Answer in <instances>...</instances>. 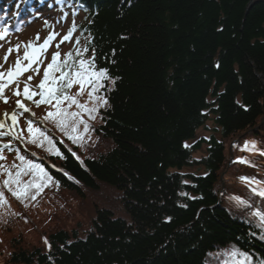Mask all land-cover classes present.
I'll return each instance as SVG.
<instances>
[{"label": "trees", "instance_id": "1", "mask_svg": "<svg viewBox=\"0 0 264 264\" xmlns=\"http://www.w3.org/2000/svg\"><path fill=\"white\" fill-rule=\"evenodd\" d=\"M51 1L82 17L83 58L108 69L95 133L112 147L83 158L41 129L58 152L42 137L40 152L20 139L8 153L17 170L24 155L52 177L31 190L34 201L54 189L84 198L83 189L105 186L127 218L97 207L88 230L79 224L48 234L42 247L15 245L10 263L208 264L233 248L250 264H264L256 215L264 214V1ZM210 121L215 134L198 139ZM246 143L256 147L243 150ZM4 168L0 192L12 202L17 198L3 184L11 170Z\"/></svg>", "mask_w": 264, "mask_h": 264}, {"label": "rangeland", "instance_id": "2", "mask_svg": "<svg viewBox=\"0 0 264 264\" xmlns=\"http://www.w3.org/2000/svg\"><path fill=\"white\" fill-rule=\"evenodd\" d=\"M17 3V0H0V32L4 28L9 30L5 38L0 39V71L7 72L13 69L17 59L22 60L29 45H43L53 33L56 34V39L44 52L41 58L42 62L33 65V68L39 67V73L32 70L24 72L16 83L5 89L4 96L0 97V117H3L5 113L14 111L18 113L15 127L12 126L10 119V123H5V128L0 129L4 133L0 136V156L4 157L0 159V165L3 168L6 166L13 172L17 171L18 161L15 159V154L8 153L9 150L2 153L5 142H14L17 136H19L18 144H21V139L31 151L40 152L41 144L45 140L38 136V142L32 143L33 136L29 132V121H31L33 129H46L52 135H59L68 148H75L76 152L81 154L83 158L90 157L92 151L110 149L111 143L103 140L95 133L96 113L99 111L101 101L99 95L101 96L103 93L105 82L102 81L103 87L95 96L91 92V86L85 85L83 92H81L80 85L75 82L68 93V96L76 99L80 105H84L86 109H95V111L89 113L68 100H64L60 105L65 112L79 113L75 117L76 131L73 133L77 137L76 141L69 139L68 133L61 130L53 117L48 116L49 112H56V101L37 106L34 101H40L42 99L40 95L34 96L33 100L30 101L25 99L22 94L26 85L31 91L37 93L41 91L38 85L42 82L44 71L55 52H60V58L68 53H75L79 47L76 41L80 37L77 26L81 23L82 17L71 16L65 11L58 10V6L50 0L45 2L43 0H24L19 9L16 8ZM15 27H17L16 30ZM69 32L72 33V39L60 43L63 36ZM56 44H60L59 48L55 46ZM6 57L7 59H5ZM22 63L27 64L28 62L22 60ZM29 76L32 77L31 80L28 79ZM17 86L21 92L20 96L14 94ZM5 98L7 103L4 102ZM17 100L29 105L30 111L24 112L20 109L17 106ZM69 123L71 124V121ZM214 128L213 121L208 122L207 126L200 131L198 139H209L212 134H215ZM202 149L196 154L197 159L204 156L206 146L203 145ZM184 172L203 173L196 169H186ZM83 192L84 198H78L66 190L54 189L37 202L27 198L12 202L10 199L0 200V264H12L10 263V256L15 245L20 244L24 249L42 247L44 246V237L48 234L59 230L72 232L79 224H82L80 229L88 230L87 225L94 216L97 207L109 209L117 217L127 218L118 212L119 208L117 209L116 203H110L116 194L112 188L104 186L97 191L83 189ZM81 231L79 232H84ZM218 252L214 253V255L216 254L214 259H208V264H250L245 255L233 248Z\"/></svg>", "mask_w": 264, "mask_h": 264}, {"label": "snow or ice", "instance_id": "3", "mask_svg": "<svg viewBox=\"0 0 264 264\" xmlns=\"http://www.w3.org/2000/svg\"><path fill=\"white\" fill-rule=\"evenodd\" d=\"M22 3L23 0H20ZM16 8H20V3H17ZM8 28H4L2 32H0V39H4L8 34ZM56 39V34L53 33L50 35L44 42L43 45H29L27 50L24 53L22 58L23 61H27V64H23L20 58L17 59L13 69L8 70L7 72L0 71V97L4 96L5 89L10 85L16 83L18 78L26 71L32 70L36 73H39V67L33 68V65H38L42 62L41 58L44 52L51 46L52 42ZM72 39V33L69 32L67 35H64L60 43L68 42ZM79 41H76V44L79 45ZM59 48L60 44L55 45ZM11 51V50H9ZM88 52V48L79 49L76 52V58H73L72 53L67 54V60L61 61L60 52L57 51L53 54L52 60L48 63L46 70L43 74V80L38 85V88L41 90L39 93L36 91H31L30 88L26 85L23 89V97L27 100H33V97L36 95H40L42 99L40 101H34L37 106L42 103H51V101L55 100L56 104V112H49L48 116L53 117L56 120V123L61 128L62 131L68 133L69 139L73 141L77 140V137L73 135L76 131V121L75 117L79 115V113H68L61 109L60 105L64 100L70 101L72 104H77L78 107L88 111L89 113L95 111V109H86L84 105H80L76 99L65 95L64 92L66 89H69L73 86V83H77L81 87V92L85 85L91 86V92L95 96V94L99 91L101 87H103L102 81L105 79H110L108 77V69H96L94 63V57L92 60H86L83 58L84 54ZM7 59V57L5 58ZM219 67V65H216ZM59 72L60 75L57 77L55 73ZM29 80L32 79L31 76L28 77ZM16 96H20L21 92L18 89L14 93ZM4 102L7 103V99H4ZM105 104L107 101H104ZM17 106L22 109L24 112H29L30 109L23 103L21 100H17ZM11 119L12 126L15 127L17 124L18 113L12 112L9 116L8 113H5V119ZM71 121V124L69 123ZM82 122V121H81ZM5 128V123L0 121V129ZM29 132L33 136L32 143H37V137H43L47 139L48 144L50 145L49 150L58 152L52 146V140L48 139L44 136V132H42L39 128L33 129L31 127V121H29ZM4 133L0 131V136ZM19 139V136L16 137ZM4 147H8V145H4ZM255 144L244 145L243 150H248L249 148H255ZM3 156H0V159H3ZM18 159L21 161V165L18 166V170L13 173L8 171V179L3 182L5 186H7L8 191L12 193L18 200H23L25 198H31L35 200L36 195L31 192L32 189L36 190L38 193L48 181L52 179L49 173L45 170V168L39 164L34 163L30 159H26L24 155H18ZM243 163L244 161H240ZM3 166L0 165V168ZM29 173L33 174V179L30 182H22V175H28ZM71 179V177H69ZM244 182L252 183L249 178L242 177ZM39 181V182H38ZM14 186V187H13ZM261 196H264V192L258 193ZM3 199V193L0 192V200ZM238 204H245L239 197L233 198ZM260 221L262 222V226H264V214L257 213L256 214ZM47 243V240H45Z\"/></svg>", "mask_w": 264, "mask_h": 264}, {"label": "bare ground", "instance_id": "4", "mask_svg": "<svg viewBox=\"0 0 264 264\" xmlns=\"http://www.w3.org/2000/svg\"><path fill=\"white\" fill-rule=\"evenodd\" d=\"M27 107H29V105L26 104ZM9 116L11 113H8ZM0 121H3L4 123L6 124H9L10 123V118L9 119H5V115L3 117H0Z\"/></svg>", "mask_w": 264, "mask_h": 264}]
</instances>
